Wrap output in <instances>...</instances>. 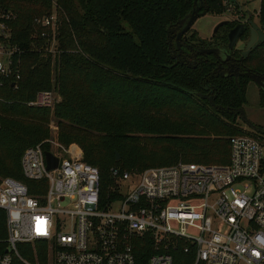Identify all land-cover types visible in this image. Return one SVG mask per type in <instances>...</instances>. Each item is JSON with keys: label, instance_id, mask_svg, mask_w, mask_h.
<instances>
[{"label": "trees", "instance_id": "trees-1", "mask_svg": "<svg viewBox=\"0 0 264 264\" xmlns=\"http://www.w3.org/2000/svg\"><path fill=\"white\" fill-rule=\"evenodd\" d=\"M55 1L0 0V11L14 17L13 42L24 50L16 88L10 83L0 89V179L22 181L36 195L21 159L26 149L51 139L52 122L59 142L80 146L83 161L99 169L101 208L118 198L113 168L139 173L181 162H230V138L245 133L238 128L237 111L247 103L248 80L212 77L213 59L188 67L170 52V29L193 12L195 0ZM202 1L208 14L223 15L226 0ZM53 10L60 14L56 57L40 51L47 30L34 22ZM259 22L264 27V0ZM247 63L264 75V44ZM43 91L55 93L53 110L29 105ZM210 97L223 110H214ZM260 104L264 107V92ZM7 238L6 212L0 210L2 254ZM138 245L137 264H147L151 243ZM17 249L35 262L33 246ZM36 250L45 264V246L37 244ZM174 261L195 264V255L178 249ZM13 264L23 263L15 257Z\"/></svg>", "mask_w": 264, "mask_h": 264}, {"label": "built area", "instance_id": "built-area-1", "mask_svg": "<svg viewBox=\"0 0 264 264\" xmlns=\"http://www.w3.org/2000/svg\"><path fill=\"white\" fill-rule=\"evenodd\" d=\"M225 8L237 21L249 10L230 2ZM59 19L52 13L34 21L47 30L40 51L53 57ZM13 20L11 12L0 11V89L10 83L16 88L22 78L24 50L13 42ZM55 103V93L43 91L29 105L49 109ZM230 145L226 165L181 162L139 173L113 168L115 182L133 181L135 187L126 195L123 187L115 189L118 198L105 208L99 169L83 161L78 146L48 139L26 149L22 172L36 183V195L22 181L0 179L8 231L0 264H13L15 257L41 264L37 244L45 246V264H137L143 241L151 243L147 264H175L178 249L193 252L195 264H264V140L248 132L231 137ZM46 152L59 159L56 169H47ZM18 244L34 247L35 262L21 256Z\"/></svg>", "mask_w": 264, "mask_h": 264}, {"label": "flooded vegetation", "instance_id": "flooded-vegetation-1", "mask_svg": "<svg viewBox=\"0 0 264 264\" xmlns=\"http://www.w3.org/2000/svg\"><path fill=\"white\" fill-rule=\"evenodd\" d=\"M196 6L197 8H204V4L199 0L197 1ZM201 12H203V9ZM255 16L259 18V13L252 12V15L250 16L247 11L246 15L238 21L227 17V19H224L221 22L223 25L219 27L217 32L211 35L208 40L200 38L194 27L178 38L179 33L187 24V22H184L183 20V22L180 21L170 29L169 46L173 59L177 64L186 65L188 67H196L202 61L213 59L216 66L212 77L222 75L224 77H233L236 81L237 79L238 81L241 79L243 82L248 80L247 85L249 86L253 81L249 79L246 73L251 71L252 73L260 74L252 69L249 63H247L248 58L259 46L248 54V56H244L245 53H247V43L251 38L252 26L250 23L255 22L258 26L263 27L260 22L257 23L254 20ZM238 27H243L241 33L242 36L239 38L235 48L231 50L229 49L228 35L230 31ZM225 32L227 40L223 39ZM240 43L243 44V48H238ZM207 49H219L224 53L226 52V54L223 55L222 58H219L214 54L209 55L207 53H202ZM207 89L210 91V95H212V85H207ZM262 92L263 91L260 89V93ZM205 97L207 98L206 95Z\"/></svg>", "mask_w": 264, "mask_h": 264}, {"label": "rangeland", "instance_id": "rangeland-1", "mask_svg": "<svg viewBox=\"0 0 264 264\" xmlns=\"http://www.w3.org/2000/svg\"><path fill=\"white\" fill-rule=\"evenodd\" d=\"M229 2L234 3L235 6L237 7L238 11L245 12L247 9H249L251 12L255 13V12H259L262 0H226V1H224V13H223V15L214 16L211 14H207L203 17H200L196 21V23L194 24V29L197 30V33H198L200 38L208 40L211 37V35H213L215 33L217 26L224 19H227V17L229 19L232 18V17L226 16V14H225V11H226L225 7ZM55 3H56V1H55ZM52 13H54V15H57L59 18L60 14H58V12H56V10H53ZM254 20L257 23H259L258 17L255 16ZM238 48H243V44L240 43L238 45ZM246 96H247V103L243 107L244 119L246 120V122L242 117H240V119H238V121H237V125H239L238 128H240L245 133H248V132L254 133L256 135H259L260 137H263L262 139H264V133H257L255 130H253V128H251V126H255L264 132V107H262L260 104L261 103V93H260L259 86L256 83L251 82L249 84V86L247 87ZM53 108L54 107L49 108V109L53 110ZM50 129L52 131L51 139H57L58 140V138H57L58 126L54 122H52L50 124ZM73 146H78V145H73ZM78 148H80V146H78ZM81 151H82V155H83V150L81 149ZM61 155L65 156V157L70 156L66 152H62ZM132 183H133V181H131V182L130 181L115 182L113 189L123 187V190H124L123 192L126 195L131 189H133V187H135V185H133ZM120 207H121V204H118L116 210H119ZM213 228L221 230L222 228H224V225L214 224ZM193 234L195 235V233H193Z\"/></svg>", "mask_w": 264, "mask_h": 264}, {"label": "water", "instance_id": "water-1", "mask_svg": "<svg viewBox=\"0 0 264 264\" xmlns=\"http://www.w3.org/2000/svg\"><path fill=\"white\" fill-rule=\"evenodd\" d=\"M197 1L195 0V4L197 5ZM203 3L202 0H199ZM202 7H196L192 13H190L185 19H183L184 22H187L185 28L179 33L178 38H180L184 33L188 32L190 29H192L194 27V24L196 23V21L200 18L203 17L205 15L208 14V10L207 9H203L202 11ZM248 14L251 16L252 12L250 10H248ZM182 21V22H183ZM223 25V23L219 24L215 30V32H217V30L219 29V27H221ZM250 25L252 26V31H251V38L249 40V42L247 43L246 49H247V53H245L244 56H248V54H250L252 51H254L258 46H260L261 44H264V27H260L258 26L255 22H251ZM242 28L243 27H238L232 31H230L229 35H228V40H229V49L233 50L239 40V38L242 36ZM169 37H170V32H169ZM202 53H207L209 55L214 54L215 56H218L219 58H222L223 55L226 54V52L224 53L222 50L219 49H207L205 51H203ZM246 75L249 77L250 80H252L254 83H256L259 88L264 92V76L260 75V74H256V73H252L251 71H248L246 73ZM238 81V79H237ZM13 86V85H12ZM203 99H206L205 96L202 95H198ZM212 108L214 110H223L221 107H217V105L215 104V102L213 101V99L210 97L208 98ZM238 114H240V117H242L244 119V112L243 109L238 110L237 111ZM245 120V119H244ZM246 122V120H245ZM251 128H253V130H255L257 133H264L261 129H258L255 126H251ZM46 156V161H47V169L48 170H54L58 167L59 164V159L56 158L52 153L50 152H46L45 153ZM117 159L119 160L120 157L119 155H117Z\"/></svg>", "mask_w": 264, "mask_h": 264}]
</instances>
